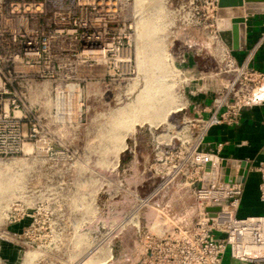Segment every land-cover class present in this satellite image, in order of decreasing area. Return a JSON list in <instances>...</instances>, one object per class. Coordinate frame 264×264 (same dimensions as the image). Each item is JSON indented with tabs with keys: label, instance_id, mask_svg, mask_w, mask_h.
I'll use <instances>...</instances> for the list:
<instances>
[{
	"label": "rangeland",
	"instance_id": "374dc122",
	"mask_svg": "<svg viewBox=\"0 0 264 264\" xmlns=\"http://www.w3.org/2000/svg\"><path fill=\"white\" fill-rule=\"evenodd\" d=\"M211 1L94 0L93 9L82 0H0V76L11 84L2 100L15 99L23 134L21 150L0 158V264L140 263L147 223L184 181L147 202L161 179L139 176L138 164L126 170L133 139L143 154L151 140L169 143L184 118L206 107L200 101L233 78L223 72L227 48ZM129 24L130 73L110 76L106 64L76 62L83 35ZM28 42L37 56L24 55ZM183 56L196 67L179 63ZM18 63L35 70L19 72ZM83 69L98 75L79 77ZM171 206L192 222L189 210L184 216ZM222 264H234L228 247Z\"/></svg>",
	"mask_w": 264,
	"mask_h": 264
},
{
	"label": "built area",
	"instance_id": "2783aa9c",
	"mask_svg": "<svg viewBox=\"0 0 264 264\" xmlns=\"http://www.w3.org/2000/svg\"><path fill=\"white\" fill-rule=\"evenodd\" d=\"M82 1L83 6L95 8L92 7L94 0ZM216 3L217 0L210 3L215 13ZM106 8L109 7L106 5ZM105 10L111 12V8ZM62 21H65L64 17ZM131 31L132 25L129 24L119 33L110 34L104 29L96 38L83 35L85 40L81 43L76 62L89 65L90 60H94L96 64H106L110 76L130 73ZM42 48L44 52L47 47L43 44ZM37 51L30 42L24 47L25 56H37ZM221 61L223 72L232 74V80L227 81L195 117L183 119L177 135L165 149L158 151L150 168L161 182L149 194L147 202L161 189L181 178L186 186L194 188L193 204L189 208L194 219L186 224L168 210L157 209V218L146 229L139 264H222L227 247L234 264H264V215L237 216L244 184L238 175L239 165L235 163V174L228 176L227 181L213 182L215 173L225 165V161L217 153L201 150L210 129L236 124L241 111L257 102L263 90L264 75L250 68L248 61L237 63L227 49H224ZM1 77L3 75L0 76V158L18 153L23 141L21 117L16 116L20 110L15 99L11 103L2 100L3 96L10 94L11 84ZM217 148L221 149V145ZM209 163V173L212 174L208 173L205 179ZM255 170L259 174V200L264 203V162ZM209 179L212 182L203 185Z\"/></svg>",
	"mask_w": 264,
	"mask_h": 264
},
{
	"label": "crops",
	"instance_id": "0c3cea01",
	"mask_svg": "<svg viewBox=\"0 0 264 264\" xmlns=\"http://www.w3.org/2000/svg\"><path fill=\"white\" fill-rule=\"evenodd\" d=\"M244 19L245 49L236 52L229 51L230 56L237 63L248 61L250 68L264 75V39L262 38L264 33V14L245 15ZM190 58L189 56H183V59L179 60V63L188 62L187 64H193V67H196V64L192 63L193 59L191 60ZM16 70L28 74L29 72H33L35 67H28L24 66L22 63H18ZM92 75L94 78L97 77V70H94V72L86 69L79 70V77H83L84 79ZM100 76L102 75L100 74ZM210 102L211 97L208 94L200 101L201 104L206 106L209 105ZM197 112L198 111L194 112L193 116ZM137 144V139L135 137L131 144L132 150L130 149L129 151V153H133V156L129 155L127 159L129 163L127 162L128 164L125 165L127 167L126 170L136 169V167L140 166L139 176L143 177L147 173L153 174L150 168L155 155L158 151L165 149L168 142L159 143L151 140L148 147L149 152L144 154L136 150ZM218 145H221V149L217 148ZM126 149L127 144L122 152ZM201 150L206 153H217L219 157L225 161V164H233L235 166V163L236 165H239V163H246L249 166L243 184V194L237 216L238 218L263 216L264 203H261L259 200V174L255 169L260 163L264 162V86L257 102L241 111L236 124L232 126H217L208 131L201 146ZM146 164L149 165V168H146ZM166 188L167 187L161 189L159 193ZM155 189L156 187L150 193ZM172 189L171 197L168 198L167 202L163 203V207L161 208L168 210L172 216L177 217V214L174 213V209L171 206L174 203V205H177V210L184 212L185 216L187 210H189L190 206L193 204L194 188L180 183L179 186ZM186 193H188L190 197L187 205L183 202ZM150 222L147 223V226H150Z\"/></svg>",
	"mask_w": 264,
	"mask_h": 264
},
{
	"label": "water",
	"instance_id": "95a60500",
	"mask_svg": "<svg viewBox=\"0 0 264 264\" xmlns=\"http://www.w3.org/2000/svg\"><path fill=\"white\" fill-rule=\"evenodd\" d=\"M264 14V0H217L216 26L221 42L228 51L236 52L245 49V15ZM218 20L227 22V27L220 28ZM211 164L206 165L205 175L208 176ZM249 166L239 163L238 175L243 184L247 176ZM220 181H227L228 176L235 174V166L225 164L220 169Z\"/></svg>",
	"mask_w": 264,
	"mask_h": 264
},
{
	"label": "bare ground",
	"instance_id": "6f19581e",
	"mask_svg": "<svg viewBox=\"0 0 264 264\" xmlns=\"http://www.w3.org/2000/svg\"><path fill=\"white\" fill-rule=\"evenodd\" d=\"M218 26L220 27V28H224V27H227V22L226 21H224V20H218ZM138 37V36H137ZM138 39V38H137ZM216 47L218 48V47H220L221 49H223V47H222V44L220 43V42H218L217 44H216ZM138 51H137V58H136V60H137V64H138V61H139V57H138ZM170 56V55H169ZM171 57V56H170ZM140 59H141V57H140ZM163 60L164 61H167V59H165V57L163 58ZM173 63V61L171 60V64ZM174 74H175V76H179V72L178 71H176V70H174ZM179 106V105H178ZM179 109H176V111H178ZM176 111H174V112H176ZM168 113L167 112H164V114L160 117V119L162 120V121H165V119H166V115H167ZM214 169V168H213ZM213 169H212V172H213ZM209 174H212V173H209ZM135 224H137V223H135Z\"/></svg>",
	"mask_w": 264,
	"mask_h": 264
}]
</instances>
